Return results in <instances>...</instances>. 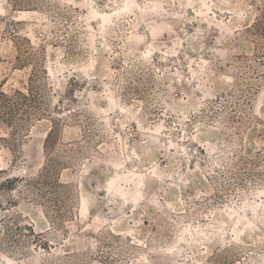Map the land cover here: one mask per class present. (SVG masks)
Masks as SVG:
<instances>
[{
  "label": "rangeland",
  "instance_id": "374dc122",
  "mask_svg": "<svg viewBox=\"0 0 264 264\" xmlns=\"http://www.w3.org/2000/svg\"><path fill=\"white\" fill-rule=\"evenodd\" d=\"M263 13L0 0V264H264Z\"/></svg>",
  "mask_w": 264,
  "mask_h": 264
},
{
  "label": "trees",
  "instance_id": "16d2710c",
  "mask_svg": "<svg viewBox=\"0 0 264 264\" xmlns=\"http://www.w3.org/2000/svg\"><path fill=\"white\" fill-rule=\"evenodd\" d=\"M254 28L258 32V35L264 38V13L261 15L259 20H257Z\"/></svg>",
  "mask_w": 264,
  "mask_h": 264
},
{
  "label": "bare ground",
  "instance_id": "6f19581e",
  "mask_svg": "<svg viewBox=\"0 0 264 264\" xmlns=\"http://www.w3.org/2000/svg\"><path fill=\"white\" fill-rule=\"evenodd\" d=\"M27 13V12H26Z\"/></svg>",
  "mask_w": 264,
  "mask_h": 264
}]
</instances>
